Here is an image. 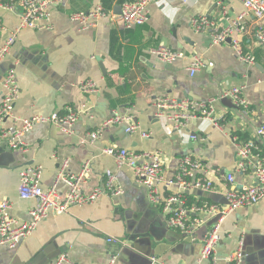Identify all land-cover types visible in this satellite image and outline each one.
<instances>
[{"label": "crops", "instance_id": "obj_1", "mask_svg": "<svg viewBox=\"0 0 264 264\" xmlns=\"http://www.w3.org/2000/svg\"><path fill=\"white\" fill-rule=\"evenodd\" d=\"M125 1L133 0H66L64 5L51 6L45 26L21 30L0 62V97L8 67L15 69L20 87L14 117L2 126L16 125L34 115L65 113L69 107L82 110L72 133L53 123H38L22 136L21 148L0 140V199L11 202L12 214L27 221L36 204L34 199L19 195L20 172L26 166L42 168L41 183L48 189L65 161L68 173H79L89 161L90 175L82 184L86 193L104 182L107 171L116 174L123 189L120 195L106 193L93 203L50 215L15 248L0 244V264H52L62 253L69 256V264H108L113 256L114 264L199 263L215 218L206 212H189L191 220H200L191 234L171 228L169 213L151 201L147 187L133 170L120 167L113 155L104 152L109 146L160 151L162 197L183 194L191 207L224 203L230 188L240 191L255 182L256 157L239 171L236 152L239 144L253 139L264 157V138L258 134L264 122V45L258 31L264 29V21L245 14L240 0H155L150 5L149 21L133 28H125L117 13V17L108 15L88 30H80L70 17L74 11L96 5L115 13ZM200 15L210 17L220 29L234 25L243 15L234 35L255 56V63L239 60L231 40L214 44L210 29L197 31L191 20ZM20 17V7L0 3L4 27L0 47L18 27ZM159 46L182 51L186 57L166 63L151 52ZM196 54L204 66L192 76L189 66ZM88 80L95 83L96 90H83L82 84ZM237 86L242 87L246 107L237 106L231 97H222ZM159 96L198 103L217 98L212 116L219 125L197 117L174 130L171 122L158 117L154 100ZM114 112L131 114L140 128L127 133L124 125H110L96 141H85L88 133ZM193 134L199 138H192ZM185 155L204 162L201 174L212 182L211 191L192 188L186 193L177 184H164L176 176ZM229 173L234 174L233 182L228 180ZM57 189L66 193L68 186L61 181ZM220 232V241L202 264H230L240 248L245 253L242 264H264V198L229 213ZM109 237L119 241L109 242Z\"/></svg>", "mask_w": 264, "mask_h": 264}, {"label": "built area", "instance_id": "obj_2", "mask_svg": "<svg viewBox=\"0 0 264 264\" xmlns=\"http://www.w3.org/2000/svg\"><path fill=\"white\" fill-rule=\"evenodd\" d=\"M155 0H133L125 1L121 5V12L118 14L122 25L125 28H133L146 24L150 18V5ZM185 2L187 0H184ZM222 3L225 0H217ZM245 8V14H251L258 20L264 21V0H240ZM66 0H17L0 3L6 7L18 6L21 8L20 24L11 32L4 44L0 47V62L10 52L14 45L18 33L26 28L42 29L45 20L49 15V9L54 5H64ZM108 15L117 17L116 13L108 11L102 5H96L90 9L77 10L71 13L72 21L77 23L80 30H88L96 26L98 21ZM243 15H239L234 25L226 26L222 29L217 27L214 20L207 15H200L191 20V24L197 31L211 30V36L214 44L224 42L231 43L234 52L239 60L248 64L255 63V56L246 51L241 40L234 33L239 28ZM4 30L0 23V33ZM239 30V29H238ZM258 37L261 44L264 45V29L260 28ZM151 52L160 60L166 63H173L186 57L182 51H175L166 46H159L151 49ZM204 66L202 57L198 54L192 56V62L189 66V72L193 76ZM3 94L0 97V140L6 141L12 148H21V138L27 132L31 131L38 123H53L61 128L65 133H72L74 126L78 121L82 110L79 108L69 107L65 113H54L50 116L34 115L22 118L20 122L13 126H2L1 123L9 117H14L16 101L20 95V87L17 82L15 69L8 67L3 80ZM85 91H94L95 83L88 80L82 84ZM222 97H231L237 106L246 107L247 100L242 93V87H233L225 91ZM217 98H211L201 102L177 101L168 97L159 96L154 100L157 107L158 117L165 119V122H171L174 130H180L185 123L191 118H207L216 126L219 125L215 117L214 102ZM199 108V111L196 109ZM110 125H124L127 133H133L140 128V125L133 119L131 114L112 113L99 125L97 129L88 133L85 141L94 142L99 139L105 129ZM258 134L264 138V122L258 129ZM145 137L149 133L143 132ZM192 138L198 139L199 135L193 134ZM204 140V137L201 138ZM258 145L255 140L250 139L238 145L237 168L244 170L247 167L249 159L254 161L255 182L245 186L238 191L230 188L225 197L224 203H202L195 204L192 207L187 206L183 194H171L162 197L160 186L163 184V158L160 151H134L125 147L109 146L104 149L105 153L113 155L117 164L130 167L138 181L147 187L149 197L154 204L163 205V210L169 213L168 224L171 228L181 230L191 234L194 228L199 224V219L191 220L189 212H206L215 218V223L208 231L203 245L201 260L208 259L220 241L221 225L223 219L231 212L240 207L253 205L264 198V157H260ZM68 162L65 161L58 173L53 185L45 189L42 186V168L40 166H26L20 172L19 195L24 199H34L36 204L29 211L30 219L21 221L12 214L11 202L6 198L0 199V244L7 245L11 248L17 247L22 239L32 234L38 227L39 223L48 218L50 215H60L67 212L72 206H82L93 203L102 195L109 193L117 196L123 193V189L118 183L117 176L112 171H107L106 179L92 191L86 193L82 184L86 182L90 175V162H86L79 173H68L66 167ZM204 162L193 155H185L181 158L178 165L176 176L165 181L166 186L179 185L184 191L192 188H201L206 191L213 189L212 182L206 179L201 172L204 169ZM234 174H228V180L234 181ZM67 184L66 193H61L57 189L59 182ZM196 212V213H197ZM109 242H117L118 238L109 237ZM245 254L241 248L232 255L230 264H242ZM116 256H113L110 263L114 264ZM70 258L66 253L60 254L52 264H69ZM216 264V263H213Z\"/></svg>", "mask_w": 264, "mask_h": 264}, {"label": "water", "instance_id": "obj_3", "mask_svg": "<svg viewBox=\"0 0 264 264\" xmlns=\"http://www.w3.org/2000/svg\"><path fill=\"white\" fill-rule=\"evenodd\" d=\"M119 9H120V11H115V13L119 14V13L121 12V6H119ZM102 69H104V67H102ZM185 192H186V193H189L190 190H186ZM244 254H245V253H244Z\"/></svg>", "mask_w": 264, "mask_h": 264}, {"label": "trees", "instance_id": "obj_4", "mask_svg": "<svg viewBox=\"0 0 264 264\" xmlns=\"http://www.w3.org/2000/svg\"><path fill=\"white\" fill-rule=\"evenodd\" d=\"M3 2H11V0H2ZM13 1H17V0H13ZM124 0H118V2H122ZM247 141V140H246ZM188 203V202H187Z\"/></svg>", "mask_w": 264, "mask_h": 264}]
</instances>
